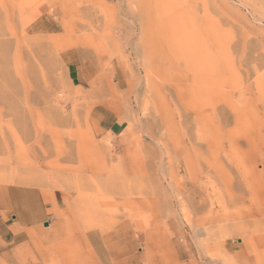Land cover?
I'll list each match as a JSON object with an SVG mask.
<instances>
[{
  "label": "rangeland",
  "instance_id": "obj_1",
  "mask_svg": "<svg viewBox=\"0 0 264 264\" xmlns=\"http://www.w3.org/2000/svg\"><path fill=\"white\" fill-rule=\"evenodd\" d=\"M101 103L125 150L94 135ZM13 184L64 196L27 264H264V0H0Z\"/></svg>",
  "mask_w": 264,
  "mask_h": 264
},
{
  "label": "crops",
  "instance_id": "obj_2",
  "mask_svg": "<svg viewBox=\"0 0 264 264\" xmlns=\"http://www.w3.org/2000/svg\"><path fill=\"white\" fill-rule=\"evenodd\" d=\"M68 78L72 87L84 88L85 74L78 65L68 69ZM89 120L94 135L98 139L110 137L115 150L131 146V136L126 133L128 125L118 119L111 106L97 104L92 108ZM62 198L63 195L38 185L0 186V264H27L33 262V255L38 261L45 262L37 257L34 241L37 239L42 246H48L65 237V223L49 222L53 212L62 209ZM112 241L113 245L117 244L114 239ZM107 245L108 240L100 234L99 258L105 259Z\"/></svg>",
  "mask_w": 264,
  "mask_h": 264
},
{
  "label": "bare ground",
  "instance_id": "obj_3",
  "mask_svg": "<svg viewBox=\"0 0 264 264\" xmlns=\"http://www.w3.org/2000/svg\"><path fill=\"white\" fill-rule=\"evenodd\" d=\"M112 176V175H111ZM101 233V232H100ZM198 234V233H197ZM182 246V245H180ZM224 250V249H223ZM210 252V251H209ZM217 253V252H216ZM218 255V254H217ZM221 256V255H220ZM142 261H146L148 264H152V261L150 258L147 257V253L142 257ZM101 263V262H100Z\"/></svg>",
  "mask_w": 264,
  "mask_h": 264
}]
</instances>
